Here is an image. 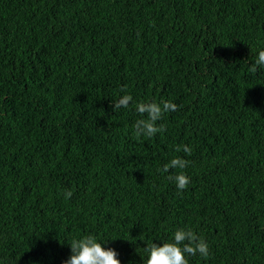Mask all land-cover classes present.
Wrapping results in <instances>:
<instances>
[{
  "label": "trees",
  "instance_id": "16d2710c",
  "mask_svg": "<svg viewBox=\"0 0 264 264\" xmlns=\"http://www.w3.org/2000/svg\"><path fill=\"white\" fill-rule=\"evenodd\" d=\"M261 50L264 0H0V264H64L89 234L143 264L179 228L209 246L189 264H264ZM166 100L137 139L135 104Z\"/></svg>",
  "mask_w": 264,
  "mask_h": 264
},
{
  "label": "clouds",
  "instance_id": "9594fccd",
  "mask_svg": "<svg viewBox=\"0 0 264 264\" xmlns=\"http://www.w3.org/2000/svg\"><path fill=\"white\" fill-rule=\"evenodd\" d=\"M258 67H264V50L259 51L254 63L249 67V72L256 73ZM123 91V89H122ZM133 101V97L129 94L122 95L119 99L114 100V111L120 108L129 107ZM135 110L140 114L141 119L136 120L133 125L135 136L139 139L141 136L152 138L157 133L166 131L164 125H158L164 114L178 110V106L171 101L156 102H138L135 104ZM146 115V118H145ZM176 151H183L187 155L192 154V149L188 145H177ZM190 161L176 156L165 164L161 169L164 173H170L168 180L176 184L178 190L183 191L190 183V178L184 171L171 174L173 169H185ZM73 193L68 190L64 192L65 199H70ZM71 246V256L64 261V264H121L117 251L114 248H105L95 235H84L79 239L67 241ZM148 254L147 259L143 260V264H189L187 256H196L207 259L210 255L209 246L203 237L199 236L191 228L177 229L173 234L172 242H164L162 245L154 241L146 243L144 247Z\"/></svg>",
  "mask_w": 264,
  "mask_h": 264
}]
</instances>
